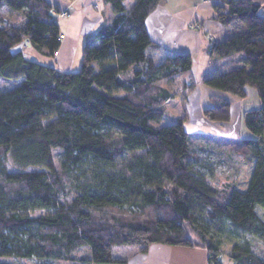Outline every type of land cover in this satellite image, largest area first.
Returning <instances> with one entry per match:
<instances>
[{
    "label": "trees",
    "instance_id": "trees-1",
    "mask_svg": "<svg viewBox=\"0 0 264 264\" xmlns=\"http://www.w3.org/2000/svg\"><path fill=\"white\" fill-rule=\"evenodd\" d=\"M103 1L112 21L84 45L79 70L67 72L16 49L26 43L52 57L61 40L60 9L46 0H0V78L18 82L0 91V258H6L0 264H11L9 258L55 264L82 247L89 257L80 261L124 264L128 254L117 249L145 253L152 243L203 247L209 264H264L249 244L224 252L210 240V225L227 221L264 243V220L254 210L264 209L262 5L216 0L215 20L240 23L244 31L212 42L207 53L240 54L243 63L202 80L239 99L252 87L260 101L243 113L251 137L233 141L252 168L254 194L232 213L236 189L209 181V165L189 148L186 116L160 123L165 103L176 97L175 82L189 89L192 68L189 54L161 60L151 54L163 49L145 21L160 0ZM229 107V100L214 98L203 114L226 122Z\"/></svg>",
    "mask_w": 264,
    "mask_h": 264
},
{
    "label": "crops",
    "instance_id": "crops-1",
    "mask_svg": "<svg viewBox=\"0 0 264 264\" xmlns=\"http://www.w3.org/2000/svg\"><path fill=\"white\" fill-rule=\"evenodd\" d=\"M46 1L51 6L68 12L67 17L58 19L62 38L57 55L46 57L29 47L28 51L34 56L27 55L28 59H34L33 61L50 66L53 64L51 60L54 59L57 68L71 72L82 61L84 45L91 40L95 31L102 24L112 21L113 14L109 5L103 0ZM250 1L262 5L260 13L264 16V0ZM215 2L216 0H160L145 21L150 39L163 49L151 52L155 58L161 60L167 53H185L191 56L193 89L188 102L190 112L193 109V100L196 109L199 108V111H203L210 106L209 99L206 97L221 96L214 89L201 83L206 74L222 72L236 64L243 63L240 54L228 58H217L210 57L207 53V48L213 41L220 42L244 31V27L240 23L222 26L217 22L213 9ZM192 23L193 25L196 23L199 27H191ZM36 56L39 58L37 59ZM222 97L231 101V119L228 123L210 122L204 118L202 113L194 116L190 113L187 125L207 128L210 130L209 135L214 138L239 137V121L243 109L242 99L234 96ZM170 101L172 100L168 102ZM188 133L193 135V131ZM194 134L205 135L199 131ZM124 264H209V262L207 250L203 247L152 243L145 253L131 250Z\"/></svg>",
    "mask_w": 264,
    "mask_h": 264
},
{
    "label": "rangeland",
    "instance_id": "rangeland-1",
    "mask_svg": "<svg viewBox=\"0 0 264 264\" xmlns=\"http://www.w3.org/2000/svg\"><path fill=\"white\" fill-rule=\"evenodd\" d=\"M191 27L196 28V27H199V25H197L196 23L193 25L192 23ZM28 50H29V47L24 52L25 56L28 55V56L33 57L34 54H32ZM36 57L37 59L39 58V56H36ZM51 61H53V64L51 66L57 67L54 59ZM80 64H81V61L79 65H76V67H74V69L71 72H77L81 66ZM186 79L188 80V83H189V89H186V90H184V88H180V85H181L180 81L175 82L174 88H175V91L177 90L176 91L177 94L175 98L170 99L172 101L168 102L169 101L168 100L165 103L166 113L160 121L161 124H169L173 120H176L178 117H182L185 115L186 116V119L184 121V127H185V125L188 124L187 121L190 119V113L193 114V116L196 114L202 113V115L204 116L202 110L199 111V108L198 110L196 109L194 100H193V109L191 110V112L189 111L188 102L190 99L189 98L190 94L193 89V83H192L193 79L191 76L189 77L187 76ZM17 84L18 82H15L13 80L0 78V91L13 88ZM214 90L217 91V93H219V95L221 96L210 95L206 97L207 99H209L210 105L212 103V99L214 98L224 99L222 96L226 98L233 96L230 93H227L224 91H220L216 89ZM242 103H243V109L241 110V115H240L241 119L239 121L240 136L237 138H228V139H224L220 137L214 138L211 135H209L210 130L207 128H202L201 126L191 127L189 125L185 127L186 131L190 133L193 131V135L190 134V138H189L190 139L189 148L193 150V152L196 155H198V157L202 159L203 162L208 164L210 169L212 170V174L210 171H206V175L209 181L215 187L219 189H224L226 184L231 185L236 189L234 192V196H233V200L231 204L232 213H236L240 211L242 208L246 207L249 204L254 194V186L253 187L250 186V177H251L252 168L245 162L243 157L237 152L238 148L236 149V145L234 144L233 141L251 137V135L248 134L247 130L245 129L242 119H243V113L245 109L250 110V109H254L260 106V101H259V98L257 96L255 89H253L252 87H247V97L242 99ZM230 107H231V101H230ZM230 107H229V111H230ZM204 118L206 119L205 116ZM230 119H231V115L228 121L218 122V123H228ZM210 122H215V121H210ZM197 131L205 135L194 134ZM60 153H61L60 150H55L53 152L56 166L58 165V161L60 159ZM29 170H32V169H29ZM254 210L256 214L259 216V218L264 220V209L261 207L255 206ZM210 226H211L210 240H212L213 242L219 243L221 249L224 252L228 251L232 247V245L235 243L249 244L250 246L257 249L259 254L262 257H264V243H262L257 237L249 236L248 234H245L239 230H236L227 221L222 222L220 224H211ZM191 239L193 240V238ZM124 253L129 254L130 250H123V249L116 250V254H124ZM71 257H72V260H57L53 262L55 264H92L90 261H80L79 260L80 258L89 257V250L87 247H82V248L74 250L71 254ZM0 260H6V258H0ZM7 260L11 262V264H35L37 262L35 258H31V259L9 258ZM224 264H229L226 259H224Z\"/></svg>",
    "mask_w": 264,
    "mask_h": 264
},
{
    "label": "built area",
    "instance_id": "built-area-1",
    "mask_svg": "<svg viewBox=\"0 0 264 264\" xmlns=\"http://www.w3.org/2000/svg\"><path fill=\"white\" fill-rule=\"evenodd\" d=\"M57 18H63L65 16L68 15L67 11L64 9H61L57 14ZM59 38L61 39L62 37L59 36ZM28 48V45L26 43H20L19 45L16 46V49L21 51V52H25ZM57 55V51L54 52L53 56Z\"/></svg>",
    "mask_w": 264,
    "mask_h": 264
}]
</instances>
